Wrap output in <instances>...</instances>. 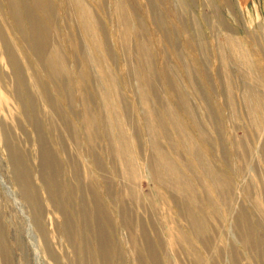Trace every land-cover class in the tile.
Returning a JSON list of instances; mask_svg holds the SVG:
<instances>
[{
	"label": "rangeland",
	"instance_id": "374dc122",
	"mask_svg": "<svg viewBox=\"0 0 264 264\" xmlns=\"http://www.w3.org/2000/svg\"><path fill=\"white\" fill-rule=\"evenodd\" d=\"M0 264H264V0H0Z\"/></svg>",
	"mask_w": 264,
	"mask_h": 264
}]
</instances>
